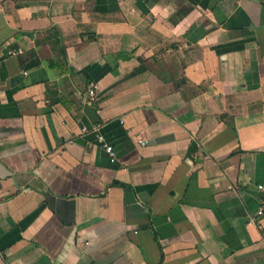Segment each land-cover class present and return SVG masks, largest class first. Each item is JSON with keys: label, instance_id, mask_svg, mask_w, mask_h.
<instances>
[{"label": "crops", "instance_id": "1", "mask_svg": "<svg viewBox=\"0 0 264 264\" xmlns=\"http://www.w3.org/2000/svg\"><path fill=\"white\" fill-rule=\"evenodd\" d=\"M258 185L264 0H0V264H264Z\"/></svg>", "mask_w": 264, "mask_h": 264}, {"label": "built area", "instance_id": "2", "mask_svg": "<svg viewBox=\"0 0 264 264\" xmlns=\"http://www.w3.org/2000/svg\"><path fill=\"white\" fill-rule=\"evenodd\" d=\"M94 97H95V86L91 85L87 91V99L85 102L87 104H90L91 102H93ZM85 131H86L85 129H82V133H84ZM94 131L96 132L97 143L100 144L102 146V148L105 150V152L108 154L110 161L114 162L115 161V155L113 152V148L104 142L103 137L99 134L97 129ZM68 143H71V141H69ZM257 190L261 196L260 206L257 210V216H262L264 214V186L258 185Z\"/></svg>", "mask_w": 264, "mask_h": 264}, {"label": "trees", "instance_id": "3", "mask_svg": "<svg viewBox=\"0 0 264 264\" xmlns=\"http://www.w3.org/2000/svg\"><path fill=\"white\" fill-rule=\"evenodd\" d=\"M31 60L32 61L25 67L26 69H31L39 65V62L36 59L32 58ZM52 66H54V64Z\"/></svg>", "mask_w": 264, "mask_h": 264}]
</instances>
